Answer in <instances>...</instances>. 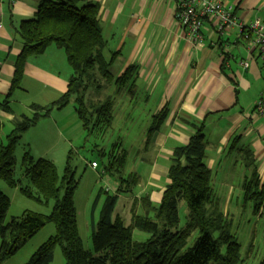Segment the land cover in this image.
<instances>
[{
	"label": "crops",
	"instance_id": "obj_1",
	"mask_svg": "<svg viewBox=\"0 0 264 264\" xmlns=\"http://www.w3.org/2000/svg\"><path fill=\"white\" fill-rule=\"evenodd\" d=\"M44 1L47 0H0L3 143L17 120L34 113L33 104L46 106L66 93L73 74L65 51L52 45L42 55L28 59L21 87L9 97L15 62L23 46L20 25L35 18ZM221 1L233 8L237 24L220 33L212 21L206 20L203 43L192 45L188 31L178 24L177 0H79L80 5L95 4L99 8L106 56L118 54L110 69L114 79L130 66L137 67L136 76L125 87L118 89L112 81L104 88H116L111 96L115 101L114 127L134 125L130 121L133 116L143 118L141 141L130 170L139 175L140 182L132 193L119 195L114 213L122 216L126 224L131 222L134 200L149 197L155 205L161 203L170 182L168 173L175 149L189 144L201 125L214 190L222 186L230 189L224 208L234 191V167H244L242 176L234 181H244L256 169L264 182V111H256L264 90V59L261 48L253 44L256 36L251 29L257 18L264 19V0ZM71 103L70 108L54 110L44 118L53 120L55 132L70 130L73 120L76 123L78 119L80 124L76 106ZM163 111L164 121L148 136L154 118ZM126 147L122 144L129 153L130 146ZM224 164L226 167L221 169ZM107 184L105 189L115 193L118 183L108 176Z\"/></svg>",
	"mask_w": 264,
	"mask_h": 264
},
{
	"label": "trees",
	"instance_id": "obj_2",
	"mask_svg": "<svg viewBox=\"0 0 264 264\" xmlns=\"http://www.w3.org/2000/svg\"><path fill=\"white\" fill-rule=\"evenodd\" d=\"M99 8L95 4L80 5L79 0L44 1L35 18L21 23L19 34L22 52L15 62V74L10 95L21 87L28 59L42 55L55 45L66 53L73 74L68 90L57 101L41 106L33 104V116H23L15 122L7 143L0 142V181L18 187L15 178V151L22 135L54 110H61L74 99L76 112L88 134L104 133L114 125L113 97L87 100L89 89L102 91L112 81L119 88L125 87L137 74V67L130 66L114 79L110 69L117 53L108 58L107 41L98 20ZM166 116L163 111L156 116L148 131L151 136ZM118 144L107 156L105 174L118 183L115 193L101 189L93 209L101 197L104 201L100 219H93V251L84 247L78 227L75 193L78 181L70 163V156L61 178L57 166L46 158L35 159L24 154L22 165L32 190L21 189L29 198L53 202L49 215L26 211L6 223L11 206L10 198L0 189V261L19 252L47 224L56 226V234L43 243L26 264H51L54 250L60 245L66 264H242L241 244L233 232V221L216 197L212 183L213 172L206 162L207 141L204 125L197 128L189 144L177 147L169 167L170 180L162 201L155 205L149 197L136 199L132 205L129 224L122 216H114L120 194L132 193L140 182L138 174L127 173L129 153ZM243 201L252 205V213L264 218V182L255 171L242 182ZM188 204V221L180 227L179 203ZM140 211V212H138ZM138 230L148 236L143 241L134 239ZM195 231L200 237L195 245L185 250ZM259 264H264V257Z\"/></svg>",
	"mask_w": 264,
	"mask_h": 264
},
{
	"label": "rangeland",
	"instance_id": "obj_3",
	"mask_svg": "<svg viewBox=\"0 0 264 264\" xmlns=\"http://www.w3.org/2000/svg\"><path fill=\"white\" fill-rule=\"evenodd\" d=\"M115 86H108L102 91L89 89L87 100H101L108 96H114L112 91ZM116 89V88H115ZM71 104H75L74 99ZM69 106V107H68ZM66 106L70 108V104ZM65 107V108H66ZM30 115L29 117H32ZM133 124L124 127L119 122L115 127L104 133L95 132L88 134L83 128L82 123L77 119L76 123L69 125L70 130L63 132L56 130L53 120H40L37 125L27 130L20 140V144L16 148V167L15 178L20 181L19 186L10 187L4 181H0V189L11 200V206L7 214L6 223L13 217H20L26 211H32L43 215H49L53 209V202L46 203L36 198H29L23 194L21 189H29L34 192V196H38L37 191L33 188L29 179L25 176V169L22 165L24 154L29 152L35 159L46 158L54 162L57 166L60 177L65 172L66 163L70 156V163L75 171V178L78 181V188L75 193V205L78 211V227L80 236L83 240L84 247L93 251L92 232L93 219L97 223L100 219V211L104 201L102 196L99 203L93 209L95 199L101 189L108 187V175L104 174L107 165V156H104V149L109 152L114 145L121 147L122 144L130 146L127 173L133 170V163L136 150L139 149L141 141V132L143 118L140 116L131 117ZM53 124V127L51 125ZM138 124V125H137ZM140 126V127H139ZM27 134L29 135L27 137ZM68 139H71L68 140ZM1 141V140H0ZM2 142V141H1ZM7 143V137L4 139ZM134 148V150H133ZM132 149V150H131ZM136 149V150H135ZM225 160V158H223ZM97 162L99 168H93L92 163ZM229 162V161H228ZM228 162L226 166L228 167ZM225 164L222 166L223 169ZM225 166V167H226ZM227 170V169H226ZM244 167H234L233 180L231 185L234 188L233 195L229 198L228 206L224 208L227 201V193L230 190L227 186L222 189H215L216 197L219 198L221 207L228 212L230 219L233 221V232L236 234L240 244L242 264H259L264 257V218L256 217L252 213V205L243 201L242 180L237 179L242 176ZM219 188V186H218ZM180 227H184L188 221L189 209L185 200L179 203ZM56 234V226L53 223L47 224L39 231L26 245L15 255L9 257L0 264H26L30 257L37 249L45 243L50 237ZM145 232L138 230L134 233V239L143 241L147 238ZM200 237V232L195 231L188 240L185 250L193 247ZM1 246V238H0ZM51 264H66V260L60 245L54 250V259Z\"/></svg>",
	"mask_w": 264,
	"mask_h": 264
},
{
	"label": "built area",
	"instance_id": "obj_4",
	"mask_svg": "<svg viewBox=\"0 0 264 264\" xmlns=\"http://www.w3.org/2000/svg\"><path fill=\"white\" fill-rule=\"evenodd\" d=\"M176 18L180 27L189 33L192 45L203 43V26L206 20L214 23L218 32L225 33L237 24L238 17L232 7L221 0H177ZM255 33L254 46L261 48V57L264 59V19L257 18L251 25ZM245 67L247 63H243ZM256 111H264V90L256 103ZM93 168L98 167L97 162L92 163Z\"/></svg>",
	"mask_w": 264,
	"mask_h": 264
}]
</instances>
